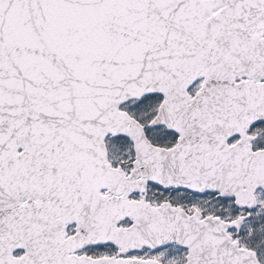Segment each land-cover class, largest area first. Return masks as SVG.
I'll use <instances>...</instances> for the list:
<instances>
[{
  "label": "snow or ice",
  "instance_id": "1",
  "mask_svg": "<svg viewBox=\"0 0 264 264\" xmlns=\"http://www.w3.org/2000/svg\"><path fill=\"white\" fill-rule=\"evenodd\" d=\"M0 264H264V0H0Z\"/></svg>",
  "mask_w": 264,
  "mask_h": 264
}]
</instances>
